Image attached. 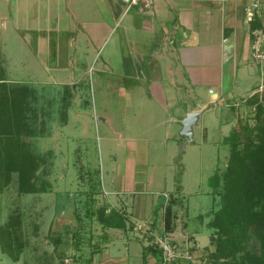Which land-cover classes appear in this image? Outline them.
I'll return each instance as SVG.
<instances>
[{
    "label": "rangeland",
    "instance_id": "374dc122",
    "mask_svg": "<svg viewBox=\"0 0 264 264\" xmlns=\"http://www.w3.org/2000/svg\"><path fill=\"white\" fill-rule=\"evenodd\" d=\"M9 8V2L0 0V50L8 79L30 83L35 90L31 97L36 98L37 108L27 107L29 102L26 103V109L18 114L17 135L27 153L25 163L37 166L32 181L43 189L20 191V174L14 171L0 191V220L5 222L12 212L20 211L26 242L18 260L3 252L0 244V264H60L62 258L66 264H89L88 257L103 241L102 215L122 209L120 204L110 206L105 198L107 188L124 189L133 182L137 192L145 188L151 190L149 195L158 198L161 191L172 188V181L175 185L182 168L183 202L174 205L175 229L165 234L175 248L171 264H207L208 252L214 248L208 222L222 201L213 193L211 176L226 169L230 154L229 146L223 141L228 129L222 123L226 109H217L212 104L205 109L194 128L192 141L181 133L182 128L166 137L163 125H155L156 121L152 124L155 116L148 118L145 103L133 105L125 93L111 87L108 72L89 71L79 79L76 88L74 83L60 82L75 79L72 77H49L38 72L29 76L31 72L22 66L30 63L33 55L27 52L28 46L21 43L13 29ZM12 84L0 89L8 90L13 99L16 95L13 93L18 90L13 91ZM195 96L183 87L182 104L190 106ZM145 99L139 93L134 102ZM254 110V107L240 109L231 130L246 120L254 122L250 115ZM167 127L173 126L167 124ZM35 153L41 156L37 158ZM128 207L135 210L134 205ZM127 223L132 229L129 217ZM136 225L133 231H113L122 243L138 234V242L130 243L133 258L145 253L150 242L149 227L143 221ZM163 226L162 221L161 229L156 227L155 240L162 236ZM144 234L148 235L144 237ZM58 251L65 254L60 257ZM152 263L155 264L154 260Z\"/></svg>",
    "mask_w": 264,
    "mask_h": 264
},
{
    "label": "crops",
    "instance_id": "0c3cea01",
    "mask_svg": "<svg viewBox=\"0 0 264 264\" xmlns=\"http://www.w3.org/2000/svg\"><path fill=\"white\" fill-rule=\"evenodd\" d=\"M5 1L9 2L5 13L12 18L13 29L33 55L28 64L22 60L29 76L38 72L72 77L75 79L60 82L74 83L76 88L85 73L94 69L108 72L111 87L125 93L133 105L145 103L148 118L155 116L152 124L163 125L166 137L179 133L190 111L201 110L199 122L211 104L227 111L222 118L228 126L225 137L239 110L254 107L249 103L252 95L264 101V53L256 55L264 42V13L256 11L248 18L246 12L254 0H141L136 4L131 0ZM0 65L8 79L1 50ZM9 81L35 91L30 83ZM183 87L196 95L190 106L182 104ZM139 93L147 100L135 103ZM35 99L32 105L37 108ZM167 124L173 127L169 129ZM174 187L172 181V188L161 191L158 198L145 188L137 192L133 182L124 189L107 188L108 203L111 207L121 205L118 212L125 220L129 217L133 228L129 229L128 223L105 226L103 241L95 246L91 260L88 257L89 264H145L144 253L131 257L130 243L138 242V234L126 244L113 231H133L135 224L143 221L149 235H157L163 213L160 207L155 215V207ZM129 204L134 205V211ZM152 220H156L154 227ZM153 260L158 264L156 256L147 253L146 264Z\"/></svg>",
    "mask_w": 264,
    "mask_h": 264
},
{
    "label": "trees",
    "instance_id": "16d2710c",
    "mask_svg": "<svg viewBox=\"0 0 264 264\" xmlns=\"http://www.w3.org/2000/svg\"><path fill=\"white\" fill-rule=\"evenodd\" d=\"M7 85H10V81L0 67V87L5 88ZM13 86V91L20 92V95L14 92L16 95L13 99L8 90L0 89V191L9 183L14 171L20 174V191H41L43 188L37 187L31 176L37 166H28L25 163L27 153L21 147V138L17 135L18 114L26 109L27 102V107H32L30 97L33 92L27 85L14 83ZM249 103L255 108L250 114L254 122H241L224 137V142L230 149L227 167L223 172H216L211 176L213 192L222 201L208 222L212 228L214 248L208 252L207 264L221 261L226 264H264V101L254 94ZM35 156L38 158L41 155L37 153ZM182 173L183 168L176 175L174 190L164 195L154 210L156 215L159 208L164 207V230H161L164 236L166 232L175 229L174 205L183 202ZM102 217L105 226L126 225L125 217L120 212L104 214ZM22 223L23 216L20 211L12 212L5 222L0 220L1 248L13 260L20 259L26 246ZM155 225L156 220H152V226ZM149 238L150 242L145 246L144 262L146 264V255L151 252L160 264L164 259V248L155 241L153 233ZM64 254L65 252L58 251L60 257ZM61 260L60 264H66L63 258Z\"/></svg>",
    "mask_w": 264,
    "mask_h": 264
},
{
    "label": "built area",
    "instance_id": "2783aa9c",
    "mask_svg": "<svg viewBox=\"0 0 264 264\" xmlns=\"http://www.w3.org/2000/svg\"><path fill=\"white\" fill-rule=\"evenodd\" d=\"M141 0H131V3L136 4L139 3ZM262 12L264 13V0H254L250 4L246 6V12L248 18H251L255 12ZM264 53V42L260 47H258L256 55L257 57H261ZM264 87V84L261 85V88ZM160 246L164 248V259L160 264H171L173 259L175 258L174 254V246L172 242L169 240L166 235L160 236L157 240H155Z\"/></svg>",
    "mask_w": 264,
    "mask_h": 264
},
{
    "label": "water",
    "instance_id": "95a60500",
    "mask_svg": "<svg viewBox=\"0 0 264 264\" xmlns=\"http://www.w3.org/2000/svg\"><path fill=\"white\" fill-rule=\"evenodd\" d=\"M200 113L201 110L190 111L184 116L182 120L183 126L181 133L187 135L190 141L194 139V124L198 122Z\"/></svg>",
    "mask_w": 264,
    "mask_h": 264
}]
</instances>
